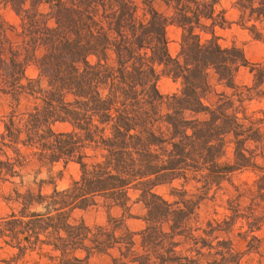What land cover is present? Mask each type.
Returning <instances> with one entry per match:
<instances>
[{
  "label": "trees",
  "instance_id": "1",
  "mask_svg": "<svg viewBox=\"0 0 264 264\" xmlns=\"http://www.w3.org/2000/svg\"><path fill=\"white\" fill-rule=\"evenodd\" d=\"M218 2L0 0V103L9 108L0 116V184L21 186L28 158L48 172L78 167L64 190L43 195L40 182L36 193L15 187L5 198L15 208L0 219V250L14 254L0 264L32 255L33 264L96 256L110 264H251L256 256L264 264V111L247 108L264 99V62L249 65L240 49L217 44L214 29L226 23ZM234 9L236 24L264 43V0H236ZM170 26L181 31L174 58ZM244 67L250 86L235 82ZM164 77L178 84L167 97L158 90ZM212 79L230 93L208 104ZM22 100L30 106L19 111ZM243 172L252 184L233 186L227 214L204 220L203 203ZM173 184L172 202L156 193ZM98 208L103 224L72 219ZM128 220L142 229L131 231Z\"/></svg>",
  "mask_w": 264,
  "mask_h": 264
},
{
  "label": "rangeland",
  "instance_id": "2",
  "mask_svg": "<svg viewBox=\"0 0 264 264\" xmlns=\"http://www.w3.org/2000/svg\"><path fill=\"white\" fill-rule=\"evenodd\" d=\"M138 1V0H134ZM236 0H219L218 4L215 7L216 15L223 16L225 20V25L223 27H215L214 36L217 40V44L221 48H230L236 47L240 49L249 65H257L264 62V43L261 41L255 40L247 30L241 28L236 24L237 22V12L234 9V3ZM155 9L166 16L169 15L165 5L161 1H157L154 5ZM42 12L46 13V8L42 7L40 9ZM4 19L9 24H14V16L10 13L3 14ZM181 31L173 26L167 28L166 37L168 42V50L170 55L174 58L178 54L179 44H180ZM203 40L209 39V35L202 34ZM250 67L240 68L235 82L238 86H250L252 76L249 72ZM27 76L29 78H34L36 72L34 67L31 65L27 69ZM211 85L213 86L212 93L207 97V103H213L217 100V95L220 93L229 94L230 91L226 90L222 86L215 84L214 80H211ZM178 89V84L174 83L170 78L164 77L158 83V90L163 97L170 96L174 94ZM30 106V102L27 100H22L19 111L24 110ZM248 113L251 112H263L264 111V99L262 100H253L247 104ZM162 113L165 112V100L161 106ZM9 112V108L6 104L0 103V116H4ZM58 130L65 129L63 126L57 127ZM2 130L0 124V131ZM24 155H27L28 152L23 151ZM261 163V162H258ZM20 175L22 176V185H19L20 180H14L16 186L11 184H0V219L4 218L7 214L10 213L11 209H14L15 206L8 204L5 201L11 191L16 187L20 193H24L26 190H30L33 193H36L40 182L41 192L43 195H48L51 193L53 188L61 191L66 189L72 180L78 177V167L76 165L70 164L66 167L62 165H56L50 172L46 168H41L40 165L35 161L28 158V165L21 170ZM254 180V175L250 172H243L241 174H236L233 176L231 183H224L222 186V191L217 193L214 199H210L203 203L201 217L204 220L216 219L220 220L224 215L227 214V201L235 196L234 187L239 186L243 183L251 185ZM48 183H51L48 184ZM177 187V184L172 186H162L156 190V193L160 195L163 199L172 202L173 198L170 197L171 188ZM131 214L133 216H141L143 214L140 206H134L132 208ZM113 217H119L121 211L119 209H113L111 211ZM107 215L106 211L102 208L90 209L85 212H75L72 216V219L75 221H84L86 225H100L106 221ZM127 227L133 231L138 232L142 229L143 224L139 220H128ZM264 241V227L260 233L257 234ZM234 238V243L237 249L242 250L243 245L241 241L237 238ZM1 246V244H0ZM262 250H264V242L262 244ZM13 251H10L6 248L0 250V260L8 261L12 255ZM82 256V255H81ZM255 264L256 256L251 257ZM37 260L36 256L25 257L22 260H19L16 264H33ZM40 264H44L40 262ZM87 264H110V259L107 256H96L92 257L87 261Z\"/></svg>",
  "mask_w": 264,
  "mask_h": 264
}]
</instances>
